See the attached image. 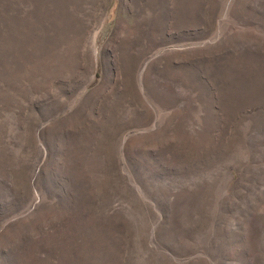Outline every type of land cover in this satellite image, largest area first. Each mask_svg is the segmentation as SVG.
<instances>
[{"label": "rangeland", "instance_id": "obj_1", "mask_svg": "<svg viewBox=\"0 0 264 264\" xmlns=\"http://www.w3.org/2000/svg\"><path fill=\"white\" fill-rule=\"evenodd\" d=\"M0 264H264V0H0Z\"/></svg>", "mask_w": 264, "mask_h": 264}, {"label": "bare ground", "instance_id": "obj_2", "mask_svg": "<svg viewBox=\"0 0 264 264\" xmlns=\"http://www.w3.org/2000/svg\"><path fill=\"white\" fill-rule=\"evenodd\" d=\"M133 2V1H132ZM137 3V2H136ZM155 6V5H154ZM162 11V10H161ZM154 17V16H153ZM148 22V21H147ZM159 22V21H158Z\"/></svg>", "mask_w": 264, "mask_h": 264}]
</instances>
